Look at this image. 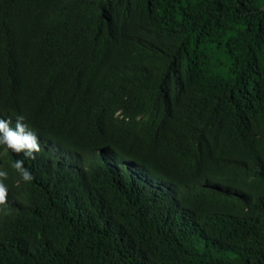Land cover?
<instances>
[{"label":"trees","instance_id":"16d2710c","mask_svg":"<svg viewBox=\"0 0 264 264\" xmlns=\"http://www.w3.org/2000/svg\"><path fill=\"white\" fill-rule=\"evenodd\" d=\"M4 86L76 164L0 158V264H264V0H0Z\"/></svg>","mask_w":264,"mask_h":264},{"label":"clouds","instance_id":"9594fccd","mask_svg":"<svg viewBox=\"0 0 264 264\" xmlns=\"http://www.w3.org/2000/svg\"><path fill=\"white\" fill-rule=\"evenodd\" d=\"M0 96L6 99L3 103L0 102V158L6 160L7 156L9 164L12 162V169L18 172L24 182L29 183L35 177L29 168L24 166L23 160L31 161L39 172L46 156L53 157L58 164L67 167L76 164L74 157L62 150L59 143L49 136L53 125L61 122L59 117L47 120L48 133L45 134V120L39 118L32 121L30 117L33 111L27 116L22 114L19 105L6 109L9 105V92L5 86L1 89ZM7 179L8 173L0 165V215L4 216L10 214L8 196L11 190L4 183Z\"/></svg>","mask_w":264,"mask_h":264}]
</instances>
